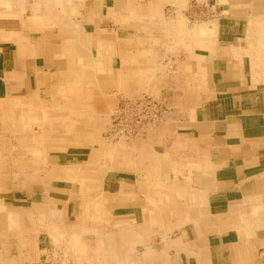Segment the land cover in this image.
<instances>
[{
	"label": "crops",
	"instance_id": "0c3cea01",
	"mask_svg": "<svg viewBox=\"0 0 264 264\" xmlns=\"http://www.w3.org/2000/svg\"><path fill=\"white\" fill-rule=\"evenodd\" d=\"M256 21L251 20L250 30ZM220 23L212 49L194 54L197 76L188 88L180 66L175 65L152 88L150 97L164 101L169 116L155 134L150 132L149 141L131 147L146 150L147 160L138 152L134 160L119 161L108 146L89 150L77 146L84 141L43 146L50 165L45 180L28 179L11 193L10 199L21 204L6 214L28 222L22 236L0 241V263L28 264L37 256L39 260L52 241L36 225L37 212L42 204L63 203L64 219L73 218L68 226L81 227L93 207V217L98 212L107 217L108 226L103 228L108 227L110 237H130L133 248L146 246L138 256L121 254L122 261L264 264V51L258 57L240 42H249L250 32L241 38L239 25H228L227 20ZM258 23L264 34V23L260 19ZM206 27L207 31L200 29L194 35L216 33L215 28ZM20 29L0 45V100L50 102L54 73L62 64L48 62L44 56L48 47L38 45L40 36ZM3 31L1 38L11 30ZM94 42L101 43L100 39ZM204 44L197 46L206 49ZM82 130L74 133L87 134V129ZM106 153L110 158L103 165L107 167L82 180L100 183L97 196L78 193L77 205L71 206L67 185L73 181L71 173L75 168L83 170L84 177ZM152 242L157 243L155 250L147 247ZM84 254L81 250V257Z\"/></svg>",
	"mask_w": 264,
	"mask_h": 264
},
{
	"label": "rangeland",
	"instance_id": "374dc122",
	"mask_svg": "<svg viewBox=\"0 0 264 264\" xmlns=\"http://www.w3.org/2000/svg\"><path fill=\"white\" fill-rule=\"evenodd\" d=\"M254 19L264 23V0H0V45L5 39L10 41L22 27L20 30H29L32 37L40 36L38 45L43 43L45 49L48 47L44 55L48 62L62 64L60 68L57 66L58 73H54L57 78L51 85L50 102L0 100V205L6 206L0 209V241H13V237L22 233L27 220L6 214L11 207L21 204L10 196L17 190L15 186L28 179L45 180L50 167L45 148H51L46 144L84 141L77 146H87L84 148L88 150L108 146L114 149L119 161L128 157L134 160L132 157L138 152L147 160L146 150L131 147L149 141L150 132H156L169 115L126 143L106 142L104 133L119 100L153 96L151 90L160 76L171 73L174 65L177 69L180 66L186 79L185 89L188 88L190 80L197 76L193 73L194 54L211 50L216 44L220 21L239 25L241 38L244 32H250L249 42L245 39L240 42L261 56L264 34L258 30V21L250 30ZM206 26L215 28L216 33L194 35L200 29L207 31ZM6 28L11 31L1 38ZM94 39H100L101 43L97 45ZM200 43H205L207 48L198 47ZM17 45L21 50L20 44ZM111 59L115 69L111 67ZM156 101L166 108V113L169 111L164 101ZM78 128L87 129V134L74 133ZM108 154L100 157L84 177L83 170H73V181L67 184L71 206L77 205L78 193L97 196L100 183L82 180L106 168ZM64 208L63 203L57 206L46 203L37 212L36 225L49 235L52 241L49 248L62 249L77 264H146L135 259L132 263L120 260L121 254L138 256L146 246L133 248L130 237H110L108 227L103 228L108 226L105 215L98 212L97 218L93 217L95 211L91 207L92 214L84 218L82 226L72 228L68 225L73 218L64 219ZM156 245L152 242L147 247L155 250ZM81 250L83 254L86 252L84 258ZM43 253L39 260L37 256L28 264L42 260Z\"/></svg>",
	"mask_w": 264,
	"mask_h": 264
},
{
	"label": "built area",
	"instance_id": "2783aa9c",
	"mask_svg": "<svg viewBox=\"0 0 264 264\" xmlns=\"http://www.w3.org/2000/svg\"><path fill=\"white\" fill-rule=\"evenodd\" d=\"M166 115V108L151 97L120 99L110 116L111 123L104 137L110 141L131 140L154 128ZM43 257L33 264H77L58 248L44 250Z\"/></svg>",
	"mask_w": 264,
	"mask_h": 264
},
{
	"label": "bare ground",
	"instance_id": "6f19581e",
	"mask_svg": "<svg viewBox=\"0 0 264 264\" xmlns=\"http://www.w3.org/2000/svg\"><path fill=\"white\" fill-rule=\"evenodd\" d=\"M263 58H264V57H263ZM110 123H111V122H110ZM104 134H105V133H104ZM104 139H105L106 142H109V141H110L109 139H106V138H104ZM120 142H125V141H124L123 139L117 141V143H120ZM125 143H126V142H125Z\"/></svg>",
	"mask_w": 264,
	"mask_h": 264
}]
</instances>
